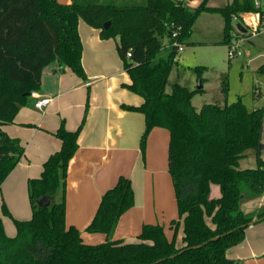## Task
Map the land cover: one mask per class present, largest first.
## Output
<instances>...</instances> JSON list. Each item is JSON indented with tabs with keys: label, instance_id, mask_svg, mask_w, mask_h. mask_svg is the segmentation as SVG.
<instances>
[{
	"label": "trees",
	"instance_id": "trees-1",
	"mask_svg": "<svg viewBox=\"0 0 264 264\" xmlns=\"http://www.w3.org/2000/svg\"><path fill=\"white\" fill-rule=\"evenodd\" d=\"M208 2L201 0L189 10L177 0H0V189L25 153L21 141L3 127L14 123L31 94L40 90L45 67L58 61L86 79L79 33L83 20L100 30L102 39H119L118 52L131 78L126 87L144 99L140 106H123L145 115L142 152L154 128L169 131V173L183 221L182 244L176 235L170 240L158 224L144 225L136 242L113 241L121 216L135 205L131 180L120 176L102 196L86 229L107 235V240L85 243L80 230L66 223L68 167L79 148L83 123L74 131L62 123L55 133L61 148L46 160L41 176L28 181L32 218L15 220V237L6 234L0 218V264L236 263L227 251L244 241L251 223L264 219V208L250 214L241 208L246 199L264 193V159L257 157L254 168L240 167L247 152L259 149L264 107L249 110L241 99L228 103L226 76L223 100L197 110L193 96L203 88L191 90L176 82L168 91L179 62L174 50L159 57L173 23L182 26L180 40L187 45L199 15L219 13L225 19L222 43L230 45L236 34L245 35L231 17L260 11L253 0H231L222 7ZM204 69L193 70L201 76ZM212 184L220 186L219 198L210 197ZM178 225L174 222L173 228Z\"/></svg>",
	"mask_w": 264,
	"mask_h": 264
},
{
	"label": "crops",
	"instance_id": "crops-1",
	"mask_svg": "<svg viewBox=\"0 0 264 264\" xmlns=\"http://www.w3.org/2000/svg\"><path fill=\"white\" fill-rule=\"evenodd\" d=\"M58 1L61 4L73 2ZM79 33L83 43L82 64L88 79L78 78L58 61L50 64L43 70L41 88L37 92L52 99L49 106L44 111L38 110L34 107L35 99L31 97L29 105L20 109L14 123L3 127L10 137L21 141L25 153L2 185L0 201L5 200L14 220H30L33 210L28 181L39 178L46 160L61 148V140L55 135L61 124L74 131L83 123L79 148L69 163L67 173V226L79 229L87 244L105 242L107 235L89 233L86 229L104 193L117 183L120 176H125L131 180L135 205L121 216L111 239L136 242L144 225L158 224L164 226L170 240L176 235L178 244H182L183 221L169 173V131L154 128L147 139L145 153L142 152L145 115L123 106L137 107L143 104L144 99L126 87L131 84V78L118 52L119 39H102L100 30L83 20L79 21ZM182 59L181 56L178 64ZM200 82L202 85L203 81ZM253 88L258 101L246 103L249 110L264 107V78ZM195 89L199 88L191 90ZM244 91H247L246 87ZM222 100L221 91L216 102ZM227 102L234 103L228 98ZM257 157L264 159V123L259 149L247 152L240 161L241 168H254ZM220 196V186L212 184L210 197ZM241 208L246 214L264 208V193L246 199ZM0 218L6 227V218L2 215ZM174 222H179L176 230ZM6 234L9 237L16 235L7 228ZM227 257L235 264H264V219L245 230L244 241L230 248Z\"/></svg>",
	"mask_w": 264,
	"mask_h": 264
},
{
	"label": "rangeland",
	"instance_id": "rangeland-1",
	"mask_svg": "<svg viewBox=\"0 0 264 264\" xmlns=\"http://www.w3.org/2000/svg\"><path fill=\"white\" fill-rule=\"evenodd\" d=\"M230 1L209 0L208 5L211 7H222ZM177 2L182 3L189 10L197 8V5L189 0H177ZM198 2L201 3V0H198ZM253 13L256 12L241 13L240 16ZM224 24L225 19L221 14L202 12L192 27V35L188 40L190 44L185 46L181 54L182 61L173 68L170 75V83L167 87L168 91H170L171 85L177 81L182 85H186L189 89L198 87L200 81H203L204 91L195 94L192 100L193 105L197 109H200L203 104L216 103V100L221 95L222 83L226 76L229 83L227 97L230 102H236L239 99L244 104L251 103L253 100L258 101L254 94L253 86L260 84V79L264 78V72L260 70V67L264 65V30L259 31L261 33L252 40L240 43L238 48L239 54L230 58L228 54L229 45L222 43ZM232 24L237 26V22L232 21ZM248 29H250V26ZM246 35L236 34L235 36L239 39H246ZM163 42L165 43L166 40ZM191 42L196 44H191ZM168 53L169 50H162L159 57H166ZM199 66L205 67L201 76L193 70ZM87 79L86 75V79L84 80ZM245 87L247 91L243 92ZM30 100L31 97L26 106L29 105ZM0 215L6 218L5 231L7 228V231L16 234L15 218L9 211L5 200L0 201Z\"/></svg>",
	"mask_w": 264,
	"mask_h": 264
},
{
	"label": "built area",
	"instance_id": "built-area-1",
	"mask_svg": "<svg viewBox=\"0 0 264 264\" xmlns=\"http://www.w3.org/2000/svg\"><path fill=\"white\" fill-rule=\"evenodd\" d=\"M180 1V0H179ZM184 1V0H183ZM187 1V0H186ZM192 1L194 4L199 6L200 2L198 0H189ZM255 6L260 11L253 13V14H246L242 16L233 15L232 21L241 23L243 27L247 28V32L245 35L247 36L246 39H239L235 38L229 45L228 54L230 58L235 57L239 54L238 48L240 43H244L245 41L252 40L253 38L259 35V31H261V20H262V11H264V0H253ZM182 4V3H181ZM250 26V29L248 27ZM237 27V26H236ZM170 28L172 29V33L169 38L165 39L166 42L163 43V50L175 51L174 61L179 62L181 54L184 51L186 46L185 43L181 42V34L183 31L182 26L177 25L175 23L171 24ZM132 55L128 53L127 57L130 58ZM31 97L35 99L34 107L38 110L44 111L45 108L49 106L52 99L47 97L40 96L37 92H33Z\"/></svg>",
	"mask_w": 264,
	"mask_h": 264
},
{
	"label": "water",
	"instance_id": "water-1",
	"mask_svg": "<svg viewBox=\"0 0 264 264\" xmlns=\"http://www.w3.org/2000/svg\"><path fill=\"white\" fill-rule=\"evenodd\" d=\"M109 25H110V23H107V24L105 25V28H108ZM237 28H238L239 30H241V32H243V33H246V32H247V29H246L245 27H243V25H242L241 23H238V24H237ZM198 88H199V89L202 88L201 82H200ZM253 223H254V222H253ZM253 223H251V224H253Z\"/></svg>",
	"mask_w": 264,
	"mask_h": 264
}]
</instances>
